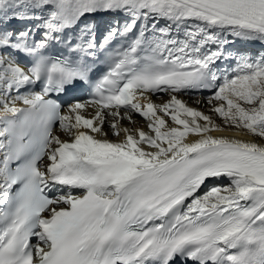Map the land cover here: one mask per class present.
Segmentation results:
<instances>
[{
	"label": "snow or ice",
	"instance_id": "6c2138e0",
	"mask_svg": "<svg viewBox=\"0 0 264 264\" xmlns=\"http://www.w3.org/2000/svg\"><path fill=\"white\" fill-rule=\"evenodd\" d=\"M230 38L264 42V0H0V264H264V53Z\"/></svg>",
	"mask_w": 264,
	"mask_h": 264
},
{
	"label": "bare ground",
	"instance_id": "6f19581e",
	"mask_svg": "<svg viewBox=\"0 0 264 264\" xmlns=\"http://www.w3.org/2000/svg\"><path fill=\"white\" fill-rule=\"evenodd\" d=\"M259 52L260 51H257L256 53H259ZM178 98L183 100V101L194 99V107H192V108H195V109H197L199 111L200 110H204L205 112H211V114H212L211 116L213 118V121L215 123L220 124L221 126H223V121L220 120V117H218L214 112L211 111V107L212 106L209 103H207L210 97H208V96H206V95H204L202 93H198V94L194 95V94L188 92V95H184V93L178 94ZM157 99H158V101L162 102L161 97H159ZM163 99L166 100V99H168V97L165 95L163 97ZM197 100L201 101V103H195ZM203 104H206V105L203 106ZM122 123H123L122 125H124V124L127 123V121L126 120L122 121ZM169 123L171 125V121L170 120H169ZM145 127H146V124L144 123V124H141V126H139L138 128H143L145 130ZM104 131L108 133L106 138L109 139V140H112L110 138V133L107 130H105V129H104ZM58 135L61 137V139H64V138L69 139L68 135L66 133H64V132L61 133V134H58ZM211 135H214V136L215 135H224V136H227L229 138H241V139H243L245 141H251V140L254 139L252 136L246 134L245 132L236 130L234 128H228V129H226L224 131H214V132L211 133ZM193 139H195V138L193 137ZM256 139H259V138H256ZM255 142L256 143H260V144H264V143L258 142L257 140H255ZM220 183H226V181H221ZM209 185L212 186L211 183ZM206 190L207 189L205 188L204 191H206Z\"/></svg>",
	"mask_w": 264,
	"mask_h": 264
}]
</instances>
